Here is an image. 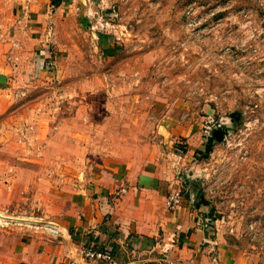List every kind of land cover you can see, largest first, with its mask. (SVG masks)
I'll return each instance as SVG.
<instances>
[{
    "label": "rangeland",
    "instance_id": "1",
    "mask_svg": "<svg viewBox=\"0 0 264 264\" xmlns=\"http://www.w3.org/2000/svg\"><path fill=\"white\" fill-rule=\"evenodd\" d=\"M18 11L0 0V182L21 196L0 193L17 219L0 228L51 221L47 195L93 168L158 162L201 193L210 234L264 264V0H62L39 26ZM81 249L70 264H107Z\"/></svg>",
    "mask_w": 264,
    "mask_h": 264
},
{
    "label": "crops",
    "instance_id": "2",
    "mask_svg": "<svg viewBox=\"0 0 264 264\" xmlns=\"http://www.w3.org/2000/svg\"><path fill=\"white\" fill-rule=\"evenodd\" d=\"M11 1L13 10L24 13L25 19L35 15L37 26L45 9L53 7L52 0ZM26 24L23 19L19 25L34 49L44 39L35 32L39 27ZM8 82L6 74L0 73V92L9 91ZM94 169L83 183L48 194L49 200L44 201L48 210L41 214L32 210L40 214L38 218L58 225V239L33 229L0 228V264H70L75 252L89 244L109 249L115 264H140L128 254L161 256L167 264H258L241 242L219 230L208 232L206 218L198 216L196 209L198 191L193 195L186 191L176 210L166 209L167 197L180 186L163 164L116 162ZM0 193L9 203L10 198L21 197L8 195L1 182Z\"/></svg>",
    "mask_w": 264,
    "mask_h": 264
},
{
    "label": "built area",
    "instance_id": "3",
    "mask_svg": "<svg viewBox=\"0 0 264 264\" xmlns=\"http://www.w3.org/2000/svg\"><path fill=\"white\" fill-rule=\"evenodd\" d=\"M181 199L182 193L180 190L172 192L167 197L165 203L166 209L170 211L176 210V208L180 205ZM13 221H17V219L0 214V227H5ZM31 228L36 231H41L44 235L51 238H57L61 234L58 225L53 221L39 219L33 222V226H31ZM81 254L90 260L101 261L107 264H115L113 254H111L110 250L98 247L95 244L83 247L81 249Z\"/></svg>",
    "mask_w": 264,
    "mask_h": 264
},
{
    "label": "trees",
    "instance_id": "4",
    "mask_svg": "<svg viewBox=\"0 0 264 264\" xmlns=\"http://www.w3.org/2000/svg\"><path fill=\"white\" fill-rule=\"evenodd\" d=\"M61 2H62V0H52L51 1V3H52L53 6H58ZM113 256H114V254H113Z\"/></svg>",
    "mask_w": 264,
    "mask_h": 264
}]
</instances>
